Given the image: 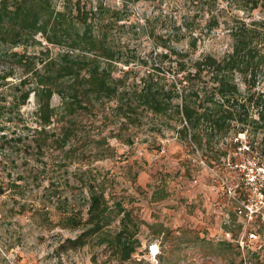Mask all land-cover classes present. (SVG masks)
I'll return each mask as SVG.
<instances>
[{"label":"rangeland","instance_id":"374dc122","mask_svg":"<svg viewBox=\"0 0 264 264\" xmlns=\"http://www.w3.org/2000/svg\"><path fill=\"white\" fill-rule=\"evenodd\" d=\"M52 2L66 11V23L88 13L115 52L114 73L127 83L169 68L174 54L164 43L192 57H223L233 49L232 27L258 21L264 29V0ZM47 47L50 54L67 49L41 33L16 45L0 37L1 53L43 57ZM25 74L15 56L0 58V264H264V131L199 143L170 116L140 108L136 122L127 120L114 99L77 112L61 144L68 123L60 115L48 132H35L33 93L11 109ZM235 78L245 89L243 76ZM254 89L264 92V77ZM60 100L55 93L53 105ZM89 183L104 191L114 214L123 206L139 219L142 244L131 258L119 259L98 238L83 246L68 240L82 230L68 217L88 215Z\"/></svg>","mask_w":264,"mask_h":264},{"label":"trees","instance_id":"16d2710c","mask_svg":"<svg viewBox=\"0 0 264 264\" xmlns=\"http://www.w3.org/2000/svg\"><path fill=\"white\" fill-rule=\"evenodd\" d=\"M77 19L82 26L66 23V11L56 9L52 0H0V37L4 40L16 45L27 36L41 33L49 42L67 46L57 54H50L47 47L43 57L0 51V58L15 56V62L26 73L14 85L18 92H14L10 104L11 109L19 110L34 94L40 126L35 132H48L54 116L60 115L68 123L65 136L60 139L65 144L75 127L77 112L92 111L114 99L115 110L127 120L136 122L140 108L170 116L181 123L185 138L190 134L199 143L203 138L225 136L231 131H246L249 136L264 131V92L254 89L264 77L261 22L243 21L232 27L233 49L223 57L211 53L192 57L188 51L164 43L174 54L169 68L162 73L149 71L127 83V76L114 73L115 52L104 33L88 21V13L78 12ZM10 74H3V80ZM236 74L243 76L245 89ZM55 93L61 97L58 106L52 103ZM262 143L264 150V137ZM88 191L87 217H68V223L82 227L75 238L68 239L71 245L83 246L98 238L119 259L131 258L142 244L139 219L123 206L114 214L104 191L94 184L89 183ZM121 212L119 227L112 231L110 226Z\"/></svg>","mask_w":264,"mask_h":264},{"label":"bare ground","instance_id":"6f19581e","mask_svg":"<svg viewBox=\"0 0 264 264\" xmlns=\"http://www.w3.org/2000/svg\"><path fill=\"white\" fill-rule=\"evenodd\" d=\"M154 247H155V248H157V246H156V245H154Z\"/></svg>","mask_w":264,"mask_h":264}]
</instances>
